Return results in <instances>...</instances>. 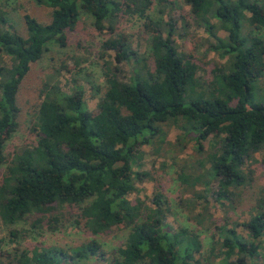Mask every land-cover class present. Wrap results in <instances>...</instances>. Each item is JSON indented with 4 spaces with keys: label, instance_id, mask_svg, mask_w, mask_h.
<instances>
[{
    "label": "trees",
    "instance_id": "trees-1",
    "mask_svg": "<svg viewBox=\"0 0 264 264\" xmlns=\"http://www.w3.org/2000/svg\"><path fill=\"white\" fill-rule=\"evenodd\" d=\"M35 1L52 9V20L42 24L26 14V37L8 27L0 8V222L13 227L32 214L77 208L76 222H85L94 234L129 229L113 264H200V235L185 227L175 230L167 222L171 206L162 191L156 190L150 204L128 198L151 177L134 166L142 147L163 143L164 126L175 124L193 136L199 151L210 137L215 140L207 160L210 167L202 174L181 173L184 186L195 189L203 184L207 192L215 180L214 195L222 202L231 201L233 190L249 185L246 161L264 150V97L256 95L264 76V38L253 35L255 29H264V0H186L197 26L216 39L212 50L228 58L225 69H216L207 83L197 78L194 58L178 51L173 20L153 21L148 15L153 0ZM172 5L160 0V13ZM82 13L93 17L98 32L111 35L103 44L108 57L103 63L106 90L96 112L88 109L81 86L69 94L59 83L46 82L33 125L36 141L7 156L6 143L20 126L23 80L49 44L66 46V31L74 30ZM123 15L148 21L153 68L133 50L130 36L119 32ZM218 31L227 37H218ZM131 58L143 66L127 80L120 65ZM206 162L200 163L204 169ZM202 217L199 213L191 220ZM247 227L254 239L263 237L264 212ZM214 228L225 258L222 264H247L258 252L259 246L235 229ZM1 242L0 264L7 263L3 259L8 264H79L99 250L93 241L71 253L37 247L3 255Z\"/></svg>",
    "mask_w": 264,
    "mask_h": 264
},
{
    "label": "rangeland",
    "instance_id": "rangeland-1",
    "mask_svg": "<svg viewBox=\"0 0 264 264\" xmlns=\"http://www.w3.org/2000/svg\"><path fill=\"white\" fill-rule=\"evenodd\" d=\"M153 1L154 4L148 12L150 18L153 21L162 20L164 23L169 19L173 20L176 27L173 41L178 51L194 58V62L199 66L197 78L201 79V82L212 81L215 70L225 69L228 64V58H221L212 50V46L217 45L216 39L206 32L205 28L197 26L191 6L186 0H167L173 5L166 9L164 15L160 13V0ZM0 8L6 12L8 27L24 37L27 36L24 18L26 14L42 24H49L52 20V9L37 4L35 0H0ZM93 22L92 16L82 13L74 30L66 31V46L55 42L49 44L43 57L32 64L18 94L20 126L6 143L7 156H12L24 145L36 141L33 125L42 101L41 91L46 82L59 83L63 91L69 94L74 91L76 85L81 86L88 109L96 112L106 90L103 63L108 57L103 44L111 35L98 32ZM147 23L146 19L138 16L123 15L119 32L130 36L133 50L138 53L140 59L146 60L148 67L153 68L151 34L147 31ZM217 35L221 38L227 37L224 31H218ZM253 35L264 38V29H255ZM142 66V63L131 58V61L120 65V68L128 80L134 71ZM256 87L257 97L263 98L264 76ZM164 131L166 137L163 143L142 147L141 159L135 164L134 169L151 173V177L138 184L139 193L130 194L128 198L132 201L136 199L147 201L150 204L156 190L162 191L168 197L171 206L167 222L175 230L185 227L197 231L200 235L204 246L201 254L196 255L201 261L200 264H222L225 260L220 245H217L219 237L215 225H226L229 229H235L246 241H253L259 249L254 258L247 260V264H264V236L254 239L247 227V224L264 212V150L253 156L250 161H246L248 166L246 171L251 175L249 185L233 190L231 201L220 202L214 195L218 190L217 181L211 180L209 190L206 192L203 184L192 189L184 186L179 179L183 172L189 175L205 173L210 167L208 156L215 151L214 138L210 137L203 142L202 150L199 151L193 136L186 135L180 126L165 125ZM204 162L206 169L200 166V163ZM2 172L4 168L0 170V182ZM196 194L202 195V198L195 197ZM79 213L77 208L64 206L52 214L29 215L13 227H7L0 222L2 254L7 255L18 248L33 251L37 247L41 249L57 247L71 253L75 248L97 241L99 250L96 256L78 263L113 264L114 255L125 244L129 229L118 228L107 234L97 235L85 222H76ZM199 213L203 216L202 219L191 220ZM12 230L17 231L16 236L11 235ZM3 260L8 264L7 260ZM236 260L237 256L230 262Z\"/></svg>",
    "mask_w": 264,
    "mask_h": 264
}]
</instances>
